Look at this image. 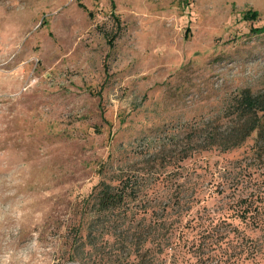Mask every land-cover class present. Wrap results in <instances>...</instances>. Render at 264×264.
Listing matches in <instances>:
<instances>
[{"label":"rangeland","instance_id":"1","mask_svg":"<svg viewBox=\"0 0 264 264\" xmlns=\"http://www.w3.org/2000/svg\"><path fill=\"white\" fill-rule=\"evenodd\" d=\"M243 95L264 96V0H0V259L70 264L109 155L222 130Z\"/></svg>","mask_w":264,"mask_h":264},{"label":"trees","instance_id":"2","mask_svg":"<svg viewBox=\"0 0 264 264\" xmlns=\"http://www.w3.org/2000/svg\"><path fill=\"white\" fill-rule=\"evenodd\" d=\"M233 111L179 150H136L133 164L109 155L75 206L70 264H264V96L243 95Z\"/></svg>","mask_w":264,"mask_h":264},{"label":"clouds","instance_id":"3","mask_svg":"<svg viewBox=\"0 0 264 264\" xmlns=\"http://www.w3.org/2000/svg\"><path fill=\"white\" fill-rule=\"evenodd\" d=\"M0 264H10V261H5L3 259H0ZM24 264H28L27 256H25V258H24Z\"/></svg>","mask_w":264,"mask_h":264}]
</instances>
